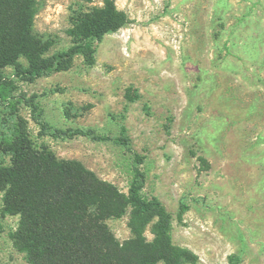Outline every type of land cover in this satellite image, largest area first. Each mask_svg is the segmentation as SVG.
Returning a JSON list of instances; mask_svg holds the SVG:
<instances>
[{
	"label": "rangeland",
	"instance_id": "1",
	"mask_svg": "<svg viewBox=\"0 0 264 264\" xmlns=\"http://www.w3.org/2000/svg\"><path fill=\"white\" fill-rule=\"evenodd\" d=\"M114 1L128 22L96 42L93 65L78 56L32 82L4 69L0 162L3 141L23 126L37 145L127 193L141 155L142 194L173 213V241L197 264H264V0ZM81 4L38 0L34 29L55 40L53 51L72 45ZM78 128L108 139L52 133ZM122 135L131 149L114 141ZM128 221H109L121 241ZM18 222L2 213L0 193V264H29L10 235Z\"/></svg>",
	"mask_w": 264,
	"mask_h": 264
},
{
	"label": "trees",
	"instance_id": "2",
	"mask_svg": "<svg viewBox=\"0 0 264 264\" xmlns=\"http://www.w3.org/2000/svg\"><path fill=\"white\" fill-rule=\"evenodd\" d=\"M82 1L68 30L72 45L53 51L55 40L34 29L38 0H0V100L11 98L6 67H14L18 78L32 82L70 70L78 56L93 65L96 42L128 22L114 0H104L102 6ZM38 122L50 130L46 122ZM59 132L108 139L92 128L52 131L57 136ZM114 141L131 149L128 136ZM1 150L8 156V161L0 162L2 213L19 217L10 235L29 264H197L195 253L173 241V213L160 199L142 194L146 176L141 155L125 193L78 160L61 159L50 147L37 145L23 126L3 141ZM126 215L131 236L121 241L109 221ZM148 227L154 235L151 240Z\"/></svg>",
	"mask_w": 264,
	"mask_h": 264
}]
</instances>
